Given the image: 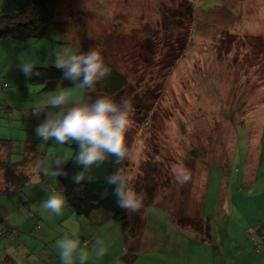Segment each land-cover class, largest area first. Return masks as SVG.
<instances>
[{"label": "rangeland", "instance_id": "rangeland-1", "mask_svg": "<svg viewBox=\"0 0 264 264\" xmlns=\"http://www.w3.org/2000/svg\"><path fill=\"white\" fill-rule=\"evenodd\" d=\"M137 1L61 0L55 14L60 27L52 24L46 38L0 39V69L9 64L0 85L6 81L7 91L14 90L17 97L23 61L47 67L54 66L57 50L102 51L105 63L129 82L120 93L134 109L126 173L134 178L135 189L146 194L141 208L145 217L133 223L129 212V218L131 228L140 230L142 243L133 250L131 236L112 219L98 226L82 224L66 205L60 215L46 213L40 201L48 194L32 197L39 183L35 181L23 188L27 200L17 192L0 196V211L14 213L20 222H40L42 229H29L28 234L43 239L50 250L73 230L91 243L102 240L106 253L96 258L90 243L86 264H107L114 255L116 264H189L184 250L176 246L184 242L189 248L202 224L178 225L181 216H198L214 229L224 224L222 212L229 197L234 193L244 199L245 190L236 193L241 182L255 191L254 180L259 178V191L264 190V0H190L192 15L184 1ZM17 45L26 47L19 49L18 57ZM32 89L34 103L19 96L22 103L13 108L12 117L0 116V138L22 144L39 141L49 173L54 170L52 160L72 150L36 135L43 121L33 107L43 105L57 90L42 92L40 85ZM65 90L69 103L84 101V88ZM10 98L0 88V103ZM177 172H186L190 179L180 183ZM201 178L207 180L203 189ZM27 209L34 217H27Z\"/></svg>", "mask_w": 264, "mask_h": 264}, {"label": "trees", "instance_id": "trees-1", "mask_svg": "<svg viewBox=\"0 0 264 264\" xmlns=\"http://www.w3.org/2000/svg\"><path fill=\"white\" fill-rule=\"evenodd\" d=\"M60 1L61 0H26L23 4L17 5L14 8H10L9 10L5 9L3 12H0V39L10 38L15 41L24 42L28 39L38 40L46 38L51 25L57 24L55 14ZM124 1L129 2L131 0ZM139 1L141 0H138L135 2V4H137ZM180 1H184L188 7H191V11L190 8H188V11H190V14L192 15V12L194 13L193 2L190 0H179V2ZM184 2H182L180 5L184 6ZM125 4L129 5L128 3ZM57 25L60 27V24ZM23 47L24 46L17 45V57L19 55V49H23ZM106 65L111 69V72L104 80L96 84L95 91L89 92L85 89L84 101L68 103L65 106V110L75 103L92 102L97 97L106 93L114 94L117 99L120 98V93H123L124 88L129 82L110 63H106ZM7 67V69L5 66L0 69V77L4 75V71H9V64ZM36 73H39V75H36ZM101 82L103 84L102 90L100 89ZM35 85H40V90L42 92H50L56 91L58 89H68L73 87L74 82L64 80L63 70L57 69L55 66H34L33 74L31 76L26 77L23 74L19 77V89L17 92V97L14 95V90H8L9 92L7 91L9 84L6 81L1 83V90L6 93V95L10 93L12 98H10V100L7 99L8 101L5 103L1 101L0 116L12 117L13 108H17L18 105L22 103L20 101L18 102L19 96H22L25 101L34 103L35 96H31V94L32 91H34L32 87H35ZM35 94L36 92L34 91V95ZM58 110L59 109L45 108V110L39 114L41 120L44 122L48 111ZM138 112L143 115L141 108L138 109ZM146 116L148 115L146 114ZM261 130L263 134L264 125L261 126ZM22 142L23 141L20 140L0 138V196H9V194L17 192L19 196H23L26 199L27 194H24L23 188L24 186L32 183V181H35L39 183L34 188H32V197L35 198V196H38L41 199V195L49 194L50 188L55 187L57 191L63 192L67 199L66 206L69 208L70 213L75 214L82 224H84L83 222L86 221V224H89L87 222H90V224L98 226L100 224H105L110 219H112L113 221L119 223L123 232H127L128 229L131 228L129 218V212L131 211H126L117 205L116 196L114 194L115 186L106 183V177L114 173L117 168H120L127 175V160L123 161L120 165H116L113 163L115 157H109L99 167L93 165L86 174L85 179L77 183L74 181L73 177L77 173L84 170L81 165H78L75 162V154L79 151V146L77 143L69 141L63 145L70 148L73 155L72 158H70L62 166L61 173L58 176L53 177L50 174L51 172H49V174H45V171L40 170H45V155L42 153L40 148H37L36 145L38 143L40 144V142L31 140L24 141V144H22ZM32 163H34V166ZM37 163L40 164V169L36 167ZM88 175L93 177V179L89 180L87 178ZM240 185L241 188L236 193H241L243 192L242 190H245V193H243L244 199L240 201V204L244 202L248 205L251 200V193L253 192V195L255 191H249L252 190L253 187L248 185L246 182H241ZM233 194L231 197H235ZM34 198L31 199L35 202ZM40 202L42 203V201ZM36 203H38V200L35 202V204ZM40 209L43 210L41 207ZM48 212L49 211H47V213ZM26 213L32 212L27 209ZM131 213H133V223H137V220L139 219L138 215L136 212ZM34 215L35 214L32 216ZM1 219L2 216L0 215V220ZM178 222V224L181 225L186 223V225L188 224L192 226H198V224H202L200 225L199 230H209V224L204 223L203 225V221L201 218H198V216H181L178 219ZM6 229L9 228L4 226L3 229L0 230V232L5 230V233L0 236V241L7 235L10 237H16L17 230L16 233L12 235L8 234V230ZM250 237L255 253L261 252L264 247V232L259 233V231L256 229H253ZM83 241L84 239H81L82 244ZM32 254L33 252L30 250L29 255L31 256ZM29 255H27L25 258L29 259ZM33 255H36V251Z\"/></svg>", "mask_w": 264, "mask_h": 264}, {"label": "clouds", "instance_id": "clouds-1", "mask_svg": "<svg viewBox=\"0 0 264 264\" xmlns=\"http://www.w3.org/2000/svg\"><path fill=\"white\" fill-rule=\"evenodd\" d=\"M54 57V66L63 70V79L72 81L75 87H82L89 92L95 91L96 84L111 72L105 63L102 51L96 48L87 53H81L78 47L64 48L57 50ZM19 67L26 77L33 74L32 63L23 61ZM68 103L67 90L58 89L43 105L33 107V114L39 116L45 108L59 109L48 111L46 119L37 126L35 133L44 142L54 140L64 145L72 141L78 144L79 151L75 154V162L84 170L73 177L75 182L84 180L93 165L99 167L109 157H115L113 163L116 165L131 159L132 153L127 145V134L133 127L134 109L130 99L123 96L117 99L114 94L106 93L92 102L75 103L65 110ZM72 155L73 153L71 155L66 153L63 156H56L51 162L54 170L50 174L53 177L58 176L62 166L72 158ZM36 167L40 169V164L37 163ZM40 170L49 174L47 170ZM176 176L180 183H186L190 179L186 172H177ZM87 178L93 179L90 175ZM133 179L120 168L106 177V183L115 186L117 205L131 212L138 211L146 198L144 192L135 189ZM66 203L67 199L63 192L53 187L50 188L41 206L46 211L60 215ZM56 243L60 249L62 264H73L74 258L78 259L80 264H86L89 259V252L86 249L89 248L90 241L84 240L82 244L80 234L75 230L70 236L65 234L64 238L57 240ZM91 247L96 258L102 257L107 251L102 240L91 243Z\"/></svg>", "mask_w": 264, "mask_h": 264}, {"label": "crops", "instance_id": "crops-1", "mask_svg": "<svg viewBox=\"0 0 264 264\" xmlns=\"http://www.w3.org/2000/svg\"><path fill=\"white\" fill-rule=\"evenodd\" d=\"M24 1L0 0V12H3L5 9L9 10L10 8H14L24 3ZM5 67L6 69L8 68L7 63ZM258 181L259 178L254 180V182H257V189L253 195V192L251 193V200L248 205L244 202L240 204V199H236V197H229V201L224 205L226 209L222 212L223 216L224 214L226 215L223 218L224 221L222 220L224 222L223 225H217L212 229L211 222L207 220L209 230L206 231L203 229L197 231L196 238L194 242L190 243L189 248L188 244L184 242L176 246L177 250H184L189 264H264V247L261 252L255 253L250 237L253 229H256L259 233L264 232V190L259 191ZM200 182L203 189L204 182H207V180L201 178ZM43 211L47 213L46 210L43 209ZM135 212L141 222L145 217V212L141 208ZM0 215L2 216L0 230L4 226L17 230L16 237L13 238L7 235L0 241V264H62L59 248H52L53 250H50L43 239L28 234L29 229H33L32 232L36 229L41 230L40 222H20L21 217H16L14 213L6 210L4 215L0 211ZM26 215L28 218L34 217L32 213H26ZM11 216L15 218L14 221L8 220ZM38 219L40 220L39 216ZM144 221L145 219L143 223ZM130 225L132 226L131 223ZM126 233L131 236L129 239L130 242L136 245L132 249H137L142 243V239L138 238L140 230L129 228ZM175 237L178 239L177 236ZM81 239L89 241L88 238ZM154 241L155 239H151L149 243L153 245ZM30 250H32L33 254L35 251L41 253V256L38 257L37 254L30 256ZM27 255L30 258L25 260ZM172 256L173 252L171 251L168 258ZM117 257L118 255L111 256L107 264H116L117 260H119ZM136 258L137 255L129 262L134 263ZM79 263V261H73V264Z\"/></svg>", "mask_w": 264, "mask_h": 264}, {"label": "built area", "instance_id": "built-area-1", "mask_svg": "<svg viewBox=\"0 0 264 264\" xmlns=\"http://www.w3.org/2000/svg\"><path fill=\"white\" fill-rule=\"evenodd\" d=\"M6 230H8V234H12L13 235V234L16 233V230H14V229H6ZM4 233H5V230L0 232V236H2Z\"/></svg>", "mask_w": 264, "mask_h": 264}]
</instances>
